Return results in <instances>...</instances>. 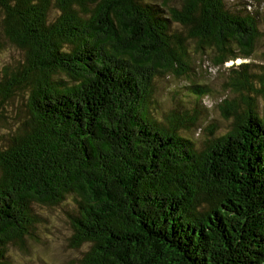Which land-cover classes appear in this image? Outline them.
I'll list each match as a JSON object with an SVG mask.
<instances>
[{
	"label": "trees",
	"instance_id": "1",
	"mask_svg": "<svg viewBox=\"0 0 264 264\" xmlns=\"http://www.w3.org/2000/svg\"><path fill=\"white\" fill-rule=\"evenodd\" d=\"M179 1L0 0V57L22 52L0 77V264L28 254L63 201L85 264H264V117L236 111L202 142L181 134L197 102L181 121L149 110L158 78L192 72L191 43L216 49V67L248 60L260 19L228 0Z\"/></svg>",
	"mask_w": 264,
	"mask_h": 264
},
{
	"label": "rangeland",
	"instance_id": "2",
	"mask_svg": "<svg viewBox=\"0 0 264 264\" xmlns=\"http://www.w3.org/2000/svg\"><path fill=\"white\" fill-rule=\"evenodd\" d=\"M230 7L240 10L242 13L251 12L260 19L262 36L257 41L255 50L248 60L238 59L230 61L222 67L215 66L217 51L208 48L204 52L191 43L188 50L190 53L189 67L192 72L182 77L168 74V78H158L155 96L149 105L150 115L154 119L167 120L170 113L178 120L184 115L189 119L192 111V103L197 102L201 115L197 124L182 135L194 137L196 140L205 142L210 131L217 134H225L235 123V113L245 112L250 107H255L258 115L264 117V89L260 78L264 75V0H228ZM173 5L181 8L179 0H173ZM249 7V8H248ZM22 58V52L12 45H7L0 57V77L2 69L6 65H14ZM249 64L248 83L238 79ZM164 76V75H163ZM198 82L206 84L210 88V95L197 101L195 95L189 92V83ZM240 84H239V83ZM25 94L16 97L18 109L23 118L27 116ZM250 100V105L247 101ZM225 113L230 115L225 117ZM212 124L217 128L212 129ZM3 126V122H1ZM69 201H63L60 205L45 209V223L38 231L36 238H30L28 242V254L11 251L10 262L12 264H85L83 255L88 250L87 245L75 247L72 243L73 228L69 219L73 206ZM64 205V206H62Z\"/></svg>",
	"mask_w": 264,
	"mask_h": 264
}]
</instances>
